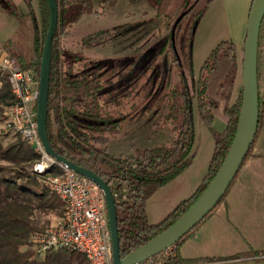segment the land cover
<instances>
[{"label":"trees","instance_id":"16d2710c","mask_svg":"<svg viewBox=\"0 0 264 264\" xmlns=\"http://www.w3.org/2000/svg\"><path fill=\"white\" fill-rule=\"evenodd\" d=\"M37 1L38 13L30 5L17 33L1 43V48L21 67L33 69L39 76L50 9L47 0ZM56 1L59 19L50 68L49 141L57 153L94 170L111 185L118 213L120 253L124 257L174 223L202 194L223 163L236 133L242 105L243 56H239L234 40L223 39L213 47L195 74L191 58L192 30L213 0H156L157 15L166 20L169 29L181 31L186 24L189 25L187 36L179 40L180 46L184 44L188 48L182 58L188 67L189 81L181 89L165 90L161 97L169 100L172 111L168 115L176 118L179 132L172 145L147 147L126 156H113L107 151V143L109 134L117 131L125 119L124 115L120 117L121 95L118 93L124 89V84L120 83L123 74L116 71L112 63L107 67L99 62L88 63L82 50L69 52L66 46L70 27L83 14L94 12V1ZM111 34L108 29L86 34L79 45L82 49L88 48ZM263 34L264 18L259 46ZM14 99L8 74L0 73V120ZM194 101L201 120L213 130L215 138L208 169L191 196L180 201L161 221L152 223L147 214L148 201L189 167L196 157L191 109ZM34 107L37 108V101ZM259 109L260 128L264 114V89L260 84ZM216 116L226 122L221 131L214 128ZM8 136L0 130V264H90L83 254L65 247L49 249L42 255L39 245L30 241L33 232L46 230L54 216L62 215L63 203L60 196L42 183L33 171V165L41 158L33 144L20 138L6 141ZM252 147L247 157L252 154ZM237 176L219 204L225 200ZM217 206L173 245L172 254L164 257L161 264H205L226 259L209 256L185 258L180 252L182 242ZM253 253L259 254L260 251ZM246 254L238 253L233 257Z\"/></svg>","mask_w":264,"mask_h":264},{"label":"rangeland","instance_id":"374dc122","mask_svg":"<svg viewBox=\"0 0 264 264\" xmlns=\"http://www.w3.org/2000/svg\"><path fill=\"white\" fill-rule=\"evenodd\" d=\"M33 3L38 11L37 1ZM94 4V12L83 14L70 27L66 46L69 52L82 50L88 63L99 62L107 67L108 63L114 62L116 71L126 73L124 89L118 92L121 95L120 117L124 115L125 119L117 131L109 134L108 153L126 156L138 149L172 145L179 132L177 120L168 115L172 111L169 100L161 97L165 90L181 89L189 81L188 67L182 58L188 48L179 44V40L187 36L189 25L181 31L169 29L166 20L157 15L156 0H94ZM28 8L24 0H0V44L14 33L19 22L22 23ZM219 10V4L211 6L192 30L191 58L195 74L213 47L225 38L224 15ZM102 29H108L112 34L88 48L80 47L83 36ZM191 109L196 169L209 163L215 138L213 130L201 120L196 101ZM213 124L221 131L226 122L216 116ZM15 137L8 136L5 140L20 138ZM150 203L147 206L151 210L157 207ZM60 216H54L49 227L56 224ZM243 263L264 264V260Z\"/></svg>","mask_w":264,"mask_h":264},{"label":"crops","instance_id":"0c3cea01","mask_svg":"<svg viewBox=\"0 0 264 264\" xmlns=\"http://www.w3.org/2000/svg\"><path fill=\"white\" fill-rule=\"evenodd\" d=\"M24 1L29 7L27 12L31 5L38 13L33 3L37 0ZM252 1L213 0L208 8L219 4V11L224 15V39L234 40L241 56L244 54ZM20 23L14 33L3 42L17 33ZM1 51L5 50L1 48L0 44ZM258 76L259 84L264 89V34L259 46ZM193 162L149 200L148 204L151 202L157 205L152 210L148 207L149 205L147 206L150 222L161 221L180 201L196 191L209 163L201 164V167L194 169ZM154 201L155 203H153ZM255 251H260V253L254 254ZM262 251H264V114L252 147V154L247 157L241 167L225 200L180 245V252L185 258L207 256L226 258L222 261L205 264H245L243 263L245 261L264 260V257H260L264 254ZM238 253L247 254L233 257Z\"/></svg>","mask_w":264,"mask_h":264},{"label":"built area","instance_id":"2783aa9c","mask_svg":"<svg viewBox=\"0 0 264 264\" xmlns=\"http://www.w3.org/2000/svg\"><path fill=\"white\" fill-rule=\"evenodd\" d=\"M0 73L8 74L15 96L14 102L4 110L0 129L10 137L16 135L33 144L41 154L33 171L63 203L59 221L46 230L33 232L30 241L39 245L42 255L49 249L65 247L83 254L90 264H113L112 235L103 191L95 181L51 156L39 136L34 107L39 88L37 72L21 67L7 51H1ZM172 247L137 264H161L164 257L172 254Z\"/></svg>","mask_w":264,"mask_h":264},{"label":"water","instance_id":"95a60500","mask_svg":"<svg viewBox=\"0 0 264 264\" xmlns=\"http://www.w3.org/2000/svg\"><path fill=\"white\" fill-rule=\"evenodd\" d=\"M47 1L50 9V22L41 59L36 108L39 136L45 150L51 156L60 162L68 164L79 174L95 181L103 191L112 235L113 264H137L176 244L200 223L221 202L243 166L259 128L258 53L260 30L264 18V0H253L251 4L242 65V105L236 133L223 163L202 194L174 223L124 257L120 253L118 213L111 185L94 170L80 166L57 153L49 141L47 119L50 68L52 44L58 26L59 10L56 0Z\"/></svg>","mask_w":264,"mask_h":264},{"label":"flooded vegetation","instance_id":"af4514ba","mask_svg":"<svg viewBox=\"0 0 264 264\" xmlns=\"http://www.w3.org/2000/svg\"><path fill=\"white\" fill-rule=\"evenodd\" d=\"M94 1V0H93ZM122 60V59H121ZM113 65H114V62H111ZM121 63V62H120ZM108 64H110V63H108ZM107 64V65H108ZM103 65V64H102ZM118 71V70H117ZM120 73H122L123 74V77L120 79L121 81L120 82H122V84H124L125 82H126V80H125V78H126V73H123V72H120ZM124 81V82H123Z\"/></svg>","mask_w":264,"mask_h":264}]
</instances>
